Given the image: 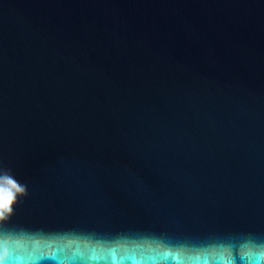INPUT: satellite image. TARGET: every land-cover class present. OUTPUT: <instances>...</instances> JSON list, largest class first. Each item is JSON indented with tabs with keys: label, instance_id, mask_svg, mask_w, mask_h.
Here are the masks:
<instances>
[{
	"label": "water",
	"instance_id": "95a60500",
	"mask_svg": "<svg viewBox=\"0 0 264 264\" xmlns=\"http://www.w3.org/2000/svg\"><path fill=\"white\" fill-rule=\"evenodd\" d=\"M0 189L5 264H264V0H0Z\"/></svg>",
	"mask_w": 264,
	"mask_h": 264
},
{
	"label": "snow or ice",
	"instance_id": "6c2138e0",
	"mask_svg": "<svg viewBox=\"0 0 264 264\" xmlns=\"http://www.w3.org/2000/svg\"><path fill=\"white\" fill-rule=\"evenodd\" d=\"M9 183H12L9 181ZM14 187H16L15 184H13ZM12 200V194L11 192L5 193L3 189H0V208H8V205L10 204Z\"/></svg>",
	"mask_w": 264,
	"mask_h": 264
},
{
	"label": "clouds",
	"instance_id": "9594fccd",
	"mask_svg": "<svg viewBox=\"0 0 264 264\" xmlns=\"http://www.w3.org/2000/svg\"><path fill=\"white\" fill-rule=\"evenodd\" d=\"M6 258H10L7 256V253L0 254V264H5Z\"/></svg>",
	"mask_w": 264,
	"mask_h": 264
}]
</instances>
